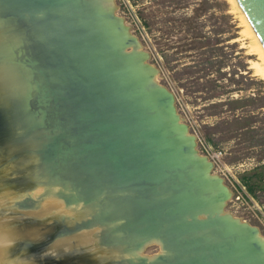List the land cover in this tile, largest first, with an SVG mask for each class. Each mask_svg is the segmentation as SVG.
<instances>
[{"label": "bare ground", "instance_id": "6f19581e", "mask_svg": "<svg viewBox=\"0 0 264 264\" xmlns=\"http://www.w3.org/2000/svg\"><path fill=\"white\" fill-rule=\"evenodd\" d=\"M23 1L25 0H0V9H27L29 6ZM231 1L234 8L241 13L243 33L250 38V50L258 56V60L252 61L254 72L264 78V46L238 1ZM46 18L40 22L33 20L30 25L33 32L32 51H37L39 59L47 63L49 68L46 72L54 79L56 84L54 93L57 95L53 98L48 97L47 102L44 101L42 117L39 118L35 113L28 117L25 128L17 135L15 133L0 135V264H39L40 255L33 253L30 245L37 244L48 233H52V236L41 250V254L70 252L86 259L90 264H134L133 261L122 259L132 245L128 243L153 235L148 232H162L163 243L173 248L179 247V251L192 250L194 254L199 256L201 254L205 256L207 264L221 261L213 257L214 253L221 251L224 255L231 250L224 249L223 242L209 246L206 255L196 253L201 252L199 242L172 240V237L178 236L181 231L186 216L209 220L210 217L215 218L224 214L223 206L217 200L210 199L209 203L205 202L206 205L203 202L189 212L185 211L187 214L182 213L173 217L168 215V209H162L158 202L138 203L137 199L126 196L125 192L122 196H110L111 190L107 188L103 193L107 195L104 198L97 192L100 188L98 184L89 185L90 182L96 181L90 168L101 166L103 162L109 160L112 163L116 157L121 162L120 170H137V167L131 164L137 150L131 139L134 137L136 141H142L154 131L139 129L141 117L133 112L137 105L133 106L128 98L111 92L109 85L114 81L113 68L116 66L102 57L104 56L101 55L102 51L98 50L102 38L101 29L97 25L80 20L71 25L63 17L54 21ZM16 21L0 16L2 42L16 41L15 34L18 29ZM28 79L29 75L14 63L0 61V98L7 99L10 95L17 98L20 91L27 90L29 97V102L28 99L26 101L27 107L38 106L37 97L40 89L34 85L30 90L32 84ZM46 91L48 89H44L43 92ZM52 101H55V104ZM106 116L115 118L117 122L112 127L96 124L101 117ZM62 121H64L62 126L70 123L83 124L81 128L76 127L73 131H76L77 139L82 134L87 135L93 138L94 145L104 141L99 138L106 139L108 146L105 151L79 155L82 147L78 140L74 136H63L56 127ZM45 129L58 133L59 137L52 139L51 133L43 131ZM115 129L117 132L114 133ZM95 130H101L100 134L96 136ZM53 144L56 145L54 151L50 148ZM156 148L155 150L163 151L166 145ZM181 150L187 158L196 156L197 160L203 159L194 148L182 146ZM41 167L45 173L39 175L37 172L42 171ZM65 168L74 172L64 175ZM80 169H90V172L85 173L90 175L89 181L85 182L84 175L76 172ZM19 178L25 181H17ZM37 178L39 182L35 184ZM78 186L80 193H76L75 190ZM66 188L72 189L76 195L69 196L70 192L66 191ZM19 189H27L25 190L27 192L20 195ZM30 191H37L34 194L39 200L35 199L34 195L31 197L32 204L19 206V199L29 196ZM170 194L171 196L164 202L174 201L180 210L189 205L191 195L196 196L185 186L171 191ZM77 196L80 199L78 203H69L73 198L77 200ZM193 199L199 200L198 197ZM159 212L162 213L160 217ZM179 217H182L181 221H177ZM109 220L122 221L119 225L116 222L118 226H115ZM133 226L136 231L134 233ZM228 229L230 228L223 229L222 232L234 235L236 238L234 243L247 237L249 239L252 234L262 240L261 235L248 225L227 231ZM152 239L157 238L154 236ZM239 253L240 250L237 249L234 254ZM237 261L238 259L225 264H236Z\"/></svg>", "mask_w": 264, "mask_h": 264}, {"label": "water", "instance_id": "95a60500", "mask_svg": "<svg viewBox=\"0 0 264 264\" xmlns=\"http://www.w3.org/2000/svg\"><path fill=\"white\" fill-rule=\"evenodd\" d=\"M237 1L264 46V0ZM23 3L28 4L29 7L27 9H0V16L6 19H13L14 21L17 20L16 27L18 28L15 34L16 41L12 43L11 41L2 42L0 40V61L12 62L21 71L29 75L28 80L32 84L30 90L34 85H37L40 89L37 97L39 104L31 108L27 107V99L29 102L27 90L23 92L19 90L20 93L17 98L14 95H10L7 99L0 98V135L7 133H15L17 135L19 131L25 128L28 117L33 116L35 113L41 118L47 98H53L54 95H57L54 93L56 87L54 79L46 72L47 68H49L47 63L39 59L37 51H32L33 32L30 30V25H32L33 20L40 22L47 17L46 19L50 18L48 20L54 21L57 20L56 18L63 17L71 25H74L73 22L79 20L90 25H97L101 29L102 36L98 50L102 51L101 55H104L102 57H105V59L116 66L113 68L115 73V76H113L114 81L109 85L111 92L128 98L132 101L133 106L137 105L133 112L141 117L139 129L146 128L149 131H154L142 141H136L134 137L131 139L135 143V149H137L136 156L133 157L131 164L137 167V170H120L121 162L117 157L112 163L109 160L108 162H103L102 165L100 164L101 166L90 168L94 172L97 184L100 185L97 192L103 195L106 192L105 188H107L113 193L115 191L122 194L125 192L126 196L137 199L138 203L155 201L158 202L162 209L167 208V214L173 217L186 213L185 211L189 212V210L200 206L208 199L217 200L223 206L229 190L221 182L220 177L210 172V162L205 156H203V159L198 160L206 169L203 174L196 175L194 169L198 166L197 157L187 158L181 152L182 146L183 148L196 149L194 147V135L189 134L186 124L179 120V115L174 105L173 93L157 81V68L146 61V53L138 49L140 44L137 38L128 30V26L124 23L122 17L115 13L112 3L106 2V0H25ZM40 76L42 77L39 78ZM44 89H48L47 93L43 92ZM52 102L55 104V101ZM37 110L38 112H35ZM101 118L96 124L102 127H112L117 122L113 117L106 116ZM63 122H59L56 127L59 128L63 136H74L78 140L82 147L81 153H78L79 155L105 151L108 146L106 139L99 138V140L104 141H99L100 143L96 145L92 143L93 138L87 135L82 134L77 139L76 131H73L76 130V127L81 128L83 124L74 125V123H70L62 126ZM133 125L135 126L134 122ZM100 131L95 130L96 136L100 134ZM115 132H117L116 129ZM183 133H186V135ZM95 139L97 140V138ZM57 141L60 142L59 140ZM162 145H166L163 151L155 150L156 147L158 149ZM55 147V144L50 146L53 151L56 150ZM67 147L69 148L70 146ZM179 156L180 159H178ZM90 169H80L76 172L84 174L90 172ZM187 169L189 172H185ZM181 170H184V172L180 174ZM189 174L190 176H188ZM181 179L185 180L187 185H191V187H193V184L198 187L200 183H208L211 186H216V188L213 192L206 194L205 200H194L193 198H196V196L192 197L193 195H191L189 205L180 210L174 201L171 203H165L164 201L171 196L172 188L175 189L176 182H181ZM199 187L201 188L202 185ZM161 215L162 213L159 212L158 217ZM180 218L182 217H179L177 221H181ZM185 220L181 225L183 227L178 236L172 237V240L179 238L181 240L188 239L200 231V228L201 230L206 228L209 233L202 234L199 237L200 242L206 245L211 242H223L225 244L223 246L224 249L230 248L233 251L232 253L231 250H228L224 255H222L221 251L215 252L213 257L219 258L224 263H232L238 259L241 264H264V240L255 237V234L250 235L249 239L248 237L243 240L240 239L236 243H234V235H228L220 230H218L219 234L214 236L211 226L214 228L233 229L231 227H234L235 223H241L238 217L225 211L221 216L210 217L209 220L208 218L192 219V217L188 216L185 217ZM242 222L257 231L255 226L246 221ZM148 233H153V235L150 234L151 236L143 239V242L152 240L155 236L157 239L159 238L158 240L164 246L172 249L169 255L157 259L155 257L151 258L150 264L160 263V259L166 260L165 263L162 262L163 264H207L208 261L205 256L200 254L204 253L207 255V251L201 249V252H196L200 256L194 254L192 250L179 251V247L173 248L171 245L163 243L164 235H161L162 232ZM51 236L52 233H48L37 244L30 245L32 251H34L33 253L40 252ZM208 246L206 248L209 249ZM237 249L240 250L239 255L234 254ZM38 259L40 261L39 264H90L86 259L84 260V258L70 252H45ZM215 263L221 264L218 261Z\"/></svg>", "mask_w": 264, "mask_h": 264}, {"label": "rangeland", "instance_id": "374dc122", "mask_svg": "<svg viewBox=\"0 0 264 264\" xmlns=\"http://www.w3.org/2000/svg\"><path fill=\"white\" fill-rule=\"evenodd\" d=\"M106 2L112 3L115 13L122 17L128 30L137 38L138 49L146 53V61L157 68V81L173 93L179 120L194 135L195 150L201 157L205 156L210 162V172L220 177L229 190L223 204L224 213L227 211L241 220L240 224L235 223L231 228L246 225L242 222L246 221L257 228L264 240V179L259 181L256 175L264 174V166H261L264 163V78L257 75L252 67V61L258 60V56L250 50V38L243 33L241 13L234 8L231 0ZM43 131L51 133L52 139L59 137L52 130ZM197 164L194 172L200 175L206 168L200 162ZM41 168L42 171L37 172L39 175L45 173ZM63 171L64 175L74 172L69 168ZM186 171L189 172L188 169ZM83 175L85 182L91 179L90 175ZM246 176L252 181H259L254 193L248 191L243 183ZM35 181V184L38 183V178ZM95 183L92 181L89 185ZM182 186L199 200H205L206 194L215 188L208 183H200L198 187L193 184L191 187L181 179L172 191ZM25 190L19 189L18 193L23 195L22 192H27ZM75 190L79 192L80 186ZM66 191L70 192L69 196L75 194L72 189ZM36 192L30 191L29 196L19 199V206L32 204L31 197L34 195L39 200L34 194ZM116 192L111 191L109 195H124ZM79 201L77 196V200L73 198L69 203ZM121 221L112 223L118 226ZM134 227L132 233L136 232ZM211 228L214 236L219 234L218 230L223 231L219 227ZM207 233L208 229L200 228L194 236L179 238V241L194 240L199 242L200 251L208 252L206 246L215 245L214 242L206 245L199 238ZM142 240L128 243L132 245L124 257L122 254V259L134 264L150 263L151 258L157 259L172 251L160 240ZM40 252L35 254L41 255ZM162 262L166 260L160 259L157 264ZM219 263L225 264L222 261ZM236 264L241 263L237 261Z\"/></svg>", "mask_w": 264, "mask_h": 264}, {"label": "trees", "instance_id": "16d2710c", "mask_svg": "<svg viewBox=\"0 0 264 264\" xmlns=\"http://www.w3.org/2000/svg\"><path fill=\"white\" fill-rule=\"evenodd\" d=\"M261 166H264V163L261 164ZM256 175H258L259 181L264 179V174L263 173L262 174L261 173L260 174H256ZM259 181H257V180L252 181L251 178L249 179V176H246V178H243V183L246 185L248 191H250L252 193H254V188H255L256 185L259 184Z\"/></svg>", "mask_w": 264, "mask_h": 264}]
</instances>
